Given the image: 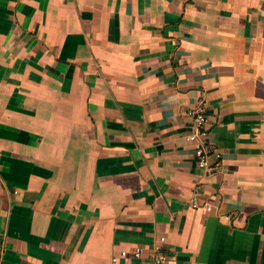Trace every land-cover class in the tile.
Wrapping results in <instances>:
<instances>
[{
    "label": "crops",
    "instance_id": "0c3cea01",
    "mask_svg": "<svg viewBox=\"0 0 264 264\" xmlns=\"http://www.w3.org/2000/svg\"><path fill=\"white\" fill-rule=\"evenodd\" d=\"M162 236L264 264V0H0V264H152Z\"/></svg>",
    "mask_w": 264,
    "mask_h": 264
},
{
    "label": "built area",
    "instance_id": "2783aa9c",
    "mask_svg": "<svg viewBox=\"0 0 264 264\" xmlns=\"http://www.w3.org/2000/svg\"><path fill=\"white\" fill-rule=\"evenodd\" d=\"M188 117L191 122V132L187 134V140L194 146V157L197 165L204 172L216 171L221 166V154H216V161L210 160L211 148L205 143L204 135L205 128L208 122V115L206 112V106L202 99H199L194 103L188 110ZM218 152V150H216ZM197 189L194 190L190 199L191 207L194 209L204 208L207 212L214 210V205L208 202L201 203L198 201ZM225 219H231L229 214L224 215ZM166 237H160L159 242L155 247L148 251L143 246H138L132 251V256L135 258H143L144 255L148 254L152 264H175L173 257L168 253L165 247ZM129 253L123 251L122 255L127 256Z\"/></svg>",
    "mask_w": 264,
    "mask_h": 264
}]
</instances>
